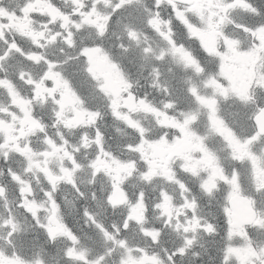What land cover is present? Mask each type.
<instances>
[{
    "label": "snow or ice",
    "instance_id": "1",
    "mask_svg": "<svg viewBox=\"0 0 264 264\" xmlns=\"http://www.w3.org/2000/svg\"><path fill=\"white\" fill-rule=\"evenodd\" d=\"M225 3L230 6L231 0H225ZM139 5L140 0H103L102 3L88 0L77 14L70 13L73 21H79L76 28L80 31L73 30L72 40L69 42L71 44L69 55L61 64L52 68V72L63 78L66 85L82 102L84 109L97 114L93 135L102 137V141H97L101 146L99 148L93 147L90 159L81 160L79 152L69 156L73 165L71 172L67 168L62 169V171L68 177L69 186L72 187L76 198L83 200L85 193L81 192L80 185L75 183V173L79 169L86 168L90 185L99 184L101 196L107 201L110 199L112 188L120 185L119 181L115 185L112 183L107 172L98 166L100 164H103L104 168L109 171L112 165L116 169H128L132 168L134 164L132 176L140 182L147 181L150 183L152 168L143 151V145H168L170 148H175L179 145L189 144L190 151L199 150L205 153L204 160H207L211 154L215 157L218 167L213 168L211 173L206 176L197 174L186 164L176 163L174 167L177 179L186 189L185 195L191 201L186 205L188 209L198 210L200 208V202L193 196V193H200L202 196L208 197L210 207L214 201L216 210L208 213L211 217L209 224L213 229L209 235L212 237L216 252L219 253V264H235L232 257L226 255V253L235 251L233 245L237 242V237L232 232L230 216L235 186L239 185L240 192L247 197L246 203L253 207L254 200L252 197L264 196V185L257 186L254 179V167L258 161L260 167L264 168V154L256 152L257 145L264 144V75L257 74L242 87L225 71L224 62L229 57L228 53L223 50V45H221V51L210 52L200 40L190 34L189 27H186L176 18L170 6L168 7V14L171 21V32L170 35L166 36L158 26H155L152 15V8L160 6L159 0H150L149 5L143 9ZM249 6L253 8L255 15L260 14V10L256 9L254 5L249 4ZM92 16H96L98 20L103 22L89 21V17ZM81 17H83L82 20ZM188 24L189 26H199L200 22L194 15L189 14ZM89 25L93 26L89 27ZM114 27H119L121 30V36L118 37L121 42L116 45L121 53L119 58L113 53V46L109 43L111 36L116 35L113 30ZM243 27L248 31L233 29V32H238L242 36L240 46L243 51L240 55L256 56L259 53V62L264 64V38L258 40L255 36L257 31H264V22H257L253 19L245 22ZM145 30L160 35L167 48L166 52L162 51L159 55H155L150 46L141 47L142 57L153 56L156 60H162L166 54L170 55L184 72L192 74L178 82L180 87L174 86L171 82H166L165 86L161 88L163 99L159 103H153L149 100L147 93H139L124 71L123 60L126 58L130 46L135 43L136 47H140L138 37ZM177 33L180 37L179 41L177 40ZM225 35L227 36L229 33L226 32ZM123 39H127V46L122 42ZM235 39L236 37H233V41ZM14 47L15 42L8 45L5 51L11 52ZM64 47L68 48L69 44H64ZM93 54L102 56L109 67L115 71L123 86L121 90L110 95L111 90L107 83L93 74L91 67ZM186 56H190L191 60L186 61ZM152 72H156V69L153 68ZM193 77L198 83H193ZM0 82H3L2 79ZM201 89L206 91L202 92ZM3 91L0 89V92ZM120 91L126 93V97H121ZM121 99H123L124 105L129 106L130 112H134L137 106L149 109L148 114L152 118V129L145 131L141 124L133 123L127 115L121 116V113L116 111ZM201 115L205 118V127L213 135H216V132L209 127V121L213 124L220 121L229 130L230 138L218 136V139L228 150V159L231 161L230 167L224 166L215 149L211 148L198 133L196 125L199 123ZM159 116L171 120L174 126H162V122L157 119ZM109 117L118 124H123L125 128H128L129 124L133 125L130 129L131 139L124 144L115 142V150L113 145L108 143L104 130L100 127L101 121H106V118ZM233 144L242 153L248 154L250 159H242L240 156L234 155L231 147ZM117 151L121 154L128 153L127 159L122 160L121 155H117ZM176 154L183 161L191 158L183 153ZM220 169H223V175L219 176L214 188L209 191L208 184ZM181 176L195 177V182L187 183L180 179ZM55 179L57 178L53 177L51 182H45L39 199L33 196L32 208L36 210L25 209L24 217L30 222L29 227L42 233L48 241H52L55 235L50 227L52 223L62 227L71 241H77L78 237L56 197ZM245 180L250 185V192L245 191ZM125 190H127L126 183ZM20 191L23 192L24 189H20ZM90 195L95 199V190H92ZM134 195L139 196L140 194ZM145 203H147V199H145ZM179 203L184 204L185 202L179 201ZM153 204L156 208H165L166 210V205L160 203L159 194L154 198ZM129 207L134 214L141 205L133 202ZM83 214L87 219L88 212L86 209ZM261 219L264 220V217ZM125 221H127L126 226L122 221L121 227L117 232L108 236V239L111 240L115 236L116 242L124 247L126 252H132L138 257L137 260H133L131 255L121 253L120 264H144L146 257L140 255L143 249L133 250L124 239L128 229L134 226V221L128 219L127 214H125ZM9 223L11 221H6V224ZM13 227H16V231L12 233L9 229L11 233L9 243L15 248L16 240L19 238L20 246L23 247L28 241L25 237L20 236L19 227L15 225ZM249 227L257 226L250 225ZM257 230L264 231V226L258 227ZM24 231L27 232V229ZM251 235L249 232V239L240 241L241 246L245 247L255 257V262H250V264H264V247L255 245ZM217 237L219 239H216ZM65 255L69 259L75 257L82 260L84 252H76L70 246L65 249ZM175 257L176 252H173L163 264H175ZM0 264H22V261L19 259L0 260ZM35 264H43V261L38 259ZM91 264H102V258L92 261ZM153 264H161V262L153 259Z\"/></svg>",
    "mask_w": 264,
    "mask_h": 264
},
{
    "label": "rangeland",
    "instance_id": "2",
    "mask_svg": "<svg viewBox=\"0 0 264 264\" xmlns=\"http://www.w3.org/2000/svg\"><path fill=\"white\" fill-rule=\"evenodd\" d=\"M71 1H73V0H71ZM223 1L224 0H214L215 3H222ZM232 1H233V3H236V4L238 3L237 2L238 0H232ZM208 3H209V0H206V2L204 0H197V1H195L193 7H188V8L186 7V8H182V9H180V7H179V8L174 9L173 13H175L176 18L179 19L182 23H184L186 27H189L190 34L195 36V38H197L198 40H200L202 45H204L210 52L214 53L216 51H221V46L218 45L217 41H219L220 38H222L223 50L228 53V57H229L224 62L225 63V71L232 77V79L237 84H239L243 87L244 83L246 82L245 80L247 79V75H246V74H248L247 70L251 69V63L253 61V56L240 55V53L243 51V49L240 46L241 41H233V40H229V39H226L225 37L221 36V33L223 32L222 28L224 27L225 23H224L222 17L219 15V13L216 10H213L211 8L212 6L210 7V5H208ZM226 6H228V5H226ZM71 11L74 12L75 9L72 8ZM189 14H192L196 17V19L200 22L199 26H197V25L189 26V24H188V15ZM182 16H184L186 18V20H185L186 22L183 20ZM166 19H168V18H166ZM162 20H165V19H162ZM154 21H155V26H158L161 32H163L166 36L170 34L171 30H170V24L168 23V21H166V22L161 21V20H158V18H154ZM14 22L17 25H15ZM7 24H14L16 27H22V28L25 27V23L21 24L20 20L12 21L11 19H9V20H7ZM42 27H44L42 20L37 19L34 21V27L30 28V30L42 28ZM18 36H19V34L16 33V38H18ZM120 36H118V37H120ZM151 36L152 35L151 34L149 35V33H146L145 35H143V33H142L139 35L138 40H139L140 47H136L135 43L132 46H130V49H132V52L129 53V51H128V53L126 54V58L123 60V65H124V71L128 74V76L131 79L133 86L136 88V90L141 94L147 93L149 100H151L152 102L157 100V103H159L163 99V95L161 93V88H163L165 86L166 82H171L172 84H173V82L168 78L160 76L159 70H158V73L151 72L150 74L146 73V75H142L143 67H146L149 65L146 64V62L144 60H142L140 48L150 46L152 51H154V50L156 52L158 51L157 55H159L160 52L166 50V49H163V47L166 48V46H165L166 44L160 35L156 34L157 37L159 36L162 39V40L160 38L155 39L157 41L151 40ZM229 36L230 35H227V37H229ZM118 37L114 40V46L118 45L121 42V40H119ZM257 38L259 39V37H257ZM261 38H264V32H263V35L260 36V39ZM122 42L126 46L128 45L127 39H123ZM64 44H69L68 39H66L64 41ZM114 54L117 55V57L119 58L121 56L120 49L118 48L117 53H114ZM15 57H17V54L15 55ZM31 58H32V56H31ZM34 60L37 61L38 59L34 58ZM99 60H102L105 63L103 71H94V66L99 62ZM185 60L190 61L191 57L186 56ZM15 61H17V59ZM140 63H142L143 66L140 65ZM174 63L176 65H178L176 62H174ZM91 67H92V72L95 76L100 77L101 72L108 71L112 74V76L117 81H120V79L117 77L115 71L109 67V65L105 62L104 58L100 55L93 54L92 60H91ZM140 67H142L141 71H138V69ZM149 69L152 70L153 67L150 66ZM254 71L256 72V74L264 75V64H262V63H260V65L258 64L254 68L253 74H254ZM1 73L2 72H0V75H1ZM51 78H52L51 82L53 84L54 89H57V91L59 93H62V95H64V96H67V95H69L70 97L73 96L70 93L71 91L68 89L66 83L64 82L63 79L60 78L59 75L52 73ZM150 80H151V83L149 82ZM2 81L3 82H0V85H2V84L5 85L4 82L6 81V79L3 78ZM120 83H121V81H120ZM4 85H2V86H4ZM5 86H6V89L0 87V89L4 90V92L2 94L6 93V92L10 93V90H9V88H11L10 85L6 82ZM148 87L149 88L154 87V90L152 91L151 94H149V90L147 89ZM19 88H20V90L16 91V92H18V94H15V98L17 99V101L21 100L18 98L20 96V93H26V91H25L26 86L25 85L21 84V86ZM156 90H158V96L157 97H155V95L153 94V92ZM201 91L204 92L206 90L201 89ZM0 96H1V94H0ZM3 96L4 95H2L0 97V101H1ZM31 96L34 99H38V96L36 94L34 96L33 95H31ZM12 102H15V101H12ZM75 102L77 103L78 101L75 100ZM53 105L54 104H51L50 106L53 107ZM80 107L75 105L72 109H75V108L79 109ZM118 107L119 106H117L116 110L118 109V111L121 113V116L127 115L122 109L119 110ZM53 108L56 109L55 112L59 111V107H53ZM17 109H21V105H19L17 107ZM141 112H143V113H141ZM148 113H149V109L137 106V110L134 114H132L130 116V120H132L133 123H139V124L145 123L146 126H143V128L145 131H147L149 129H152V127H153V126H149V125H152V118ZM94 114L95 113H91L88 115L93 116ZM86 115L87 114H85L84 122H86V120H87ZM73 116H74V113L72 112V110L67 111V114L64 117V120H70ZM157 119H159L162 122V126H165V127H173L174 126L173 122L171 120H166L165 117H163V116H159V117H157ZM200 122L205 123V118L203 115L200 116L199 123ZM120 125L121 126L119 128V132H122L123 129L130 131V129L133 126L132 124H129L128 128H125L123 124H120ZM3 126H8V123L3 122ZM64 126H66V127L61 128L60 132H58L54 135L52 134V136L59 138V142L54 146L56 148L55 150L57 151V153L53 152L54 155L50 159H48L46 162L47 167L51 168L53 175L62 178V181L58 185H61V183H64L65 177H67L65 175V172L62 171V169L67 168L68 171L71 172L72 166L70 163L71 161L69 160V156H73L74 153L80 152L81 148H82L83 150H88V154L85 155V158H87L90 155V151H93L94 146L96 148H99V145L97 143L96 138H93L92 141L90 142V138L87 135L86 139L83 140V137H81L82 138V140H81L77 134L78 133L77 128L69 126V123L64 124ZM209 127L212 128L216 132V135H214V136H216V137L224 136L226 139L230 138L229 133H228V129H226L224 127L222 122L220 123V122L216 121L213 124L211 121H209ZM9 128H10V125H9ZM10 132H12V131H10ZM13 132H15V131H13ZM200 132L202 134H206V135L212 133L206 127H204V129H202V131H200ZM200 132H198V133L201 135ZM128 136L131 138L130 132L128 133ZM201 136L203 137V135H201ZM50 139L52 141L54 140V139H52V137H50ZM31 140H29V141H31ZM51 140L48 141L47 144L51 143ZM77 140H79V142H76ZM28 144H29V142H28ZM40 146H42V145H40ZM1 148H6V147L3 144H1ZM142 148H143V151H144L145 155L147 156V160H148V162L152 168L151 181L156 180L159 177L169 187L171 185H175L177 188H180V182L176 181L175 179H172V177L168 174V172L170 171L169 167H171L172 164H176V163L186 164L188 166V168H190V169H195L196 164H197V163H195V160H193V158H190L186 161H183L180 159V156L177 157L176 160L172 161V159L169 156L170 147L168 145H156V146L147 145L145 147L142 146ZM52 149L53 148H51V150ZM36 150H38V148H36ZM190 152L191 151L189 150L187 153L189 154ZM66 153H67V155H66ZM233 153H235L237 156H240L241 158L246 157V159H250V156L248 154L242 153L241 150L236 145H235V148L233 149ZM260 154H264V144H262V148L260 149ZM127 156H128V153H127ZM73 158L75 159V157H73ZM15 160H16V162L14 161V162L8 164V166H7L8 174H3L4 177L7 178V181L8 180L10 181V182H8V184L13 189H16L18 187V191L20 192V189L22 187L24 190H27L31 186L35 185V186H37L38 189L42 190V189H44L45 182H50L49 180H47L43 176L44 175V173H43V168H44L43 160H40L37 164H35L33 162L32 156L22 157V159L18 157ZM208 160H209V158L206 161H208ZM9 161L10 160H6L5 162H9ZM257 166H260L259 161L257 162L256 166L254 167V177L260 175V170L257 168ZM100 167L102 170L107 172L109 178L112 179V183L114 185L117 183V181H119V185H120L119 187L125 190V183H126L127 190H125V191L128 193L130 199L128 200V207L127 208H123L122 210L119 209V210H117V212L113 211L109 215L103 214L104 213L103 209L106 210V205L103 206L104 197L101 196V193L99 190V187H100L99 184L94 185V186L90 185L89 179H88L89 178L88 171H85L84 168L79 169L80 173L78 176L82 177V179L83 178L88 179V183L83 184V187L86 188V190H84L85 198L83 200L77 201V203L74 204L73 202H75L74 200H75L76 194L73 192V190H69L68 195L70 197V200H68V204H66L64 202V204L61 205L64 212H65L67 219L69 220V219L74 218L76 220H80L83 224V227L86 230V232H84L82 234V237H81V241H82L81 249L82 250L85 249L86 252L84 254L83 259L78 264H91V262L93 261V259L91 257V253L97 252L99 249H100V253L98 254V256L95 260L102 258V255H101L102 254V246H101V244H99L101 241H99L97 239V235L98 234L103 235V230H106L107 226L112 227V224L115 223V224H117L118 229H119L120 225L122 224V221H124V225L126 226L127 221H125V214H127L128 219L134 221V223H135L136 219L140 220L139 217L141 216V210L139 208L133 214L131 207H129V205H131L133 202L137 203V199H136L137 196L134 195V194H137V192H136L137 188H136L135 183L132 181V177H131L132 172L134 171L135 167L128 168V169H116L115 166L112 165L110 171L108 169L104 168L103 164H101ZM20 174L23 176V180L19 181L20 186H18V185H15V179L14 178H15V176H18ZM145 182H147V181H145ZM55 184H56V182H55ZM64 184L68 185V183H64ZM257 186H259V185L257 184ZM68 187L70 189H72V187H70L69 185H68ZM92 190H95V192H96V198L95 199H93L92 196L90 195V192ZM247 191H249V190H247ZM63 192H64L63 190L58 191V189H56V196L59 198L60 194ZM158 192L160 195V203L162 205H166V210H165V208H156V207L155 208L159 211L161 216H166L167 212H169V210H172L173 207L170 206L169 203L168 204L165 203L166 199H165L163 192L159 191V185H158V191L155 189L148 191V193H152L154 196H156L158 194ZM160 192H161V194H160ZM175 195L178 198L177 205L179 204V201H182V200L185 202L184 205H187V203H190V201L187 199L185 193H181V191H178ZM66 199H68V198L66 197ZM69 204L72 206V209L74 212H72L71 210H69L67 208L69 206ZM82 205H83V207H85V209L87 211L89 210L87 219L85 218L83 212L82 211L80 212ZM263 215H264V212H263ZM263 215H262V217H264ZM10 216L12 218H25L24 216L21 215V212L19 213V215L14 214L13 212H10ZM152 218H156V223H158V221L163 222L165 220V218H161V219L158 218V214H150L148 216V222H150V220ZM107 219H109V221ZM101 221L106 222L108 225L104 223L103 226L101 227ZM146 226L139 227L136 224L132 228H130V230L136 231V234H138V235L140 234V235L145 236L146 232L144 231V228ZM156 226H158V224H156ZM256 226L260 227L261 226L260 222H257ZM147 230L151 232L150 229H147ZM236 235L241 236L240 232L236 233ZM104 238H105V236H104ZM138 239H141V238L138 237ZM246 251H248V250H245L244 247L240 246V247H236L235 251H233L232 253H228V254L230 256H233V253L235 254V252H236V254H237L236 259H239V256H240L241 262L239 264H246L248 262L247 258L242 257V255L240 254V253H245ZM249 253L250 252L248 251V254ZM129 254H130V252L126 253V255H129ZM243 255L247 256V254H243ZM10 259H16V258H11V256L7 255L6 253L2 254L1 250H0V260H10ZM137 259L138 258H136V260ZM152 261H153V259H149V260H146L145 262L147 264H149ZM25 262H27V264H30V261H25ZM34 264H35V261H34ZM102 264H104L103 259H102Z\"/></svg>",
    "mask_w": 264,
    "mask_h": 264
},
{
    "label": "flooded vegetation",
    "instance_id": "3",
    "mask_svg": "<svg viewBox=\"0 0 264 264\" xmlns=\"http://www.w3.org/2000/svg\"><path fill=\"white\" fill-rule=\"evenodd\" d=\"M43 103H45V102L43 101ZM13 105H14V103H13ZM27 106H29L32 115H34V117H36L37 119L40 120V117L37 115V109L35 108V105L32 103V101L29 102ZM16 108H17V104H16ZM16 112L19 113V111H16ZM26 112L27 111H24V113L20 112V114L22 115V114H25ZM15 118L17 120V117L16 116H15ZM21 124H22V122H21ZM49 126H51L49 123H45L44 126H42V130H38L37 132L34 129H30V130H28L29 131V135L30 136H33V134H34L35 141L37 143H43L44 144V142H46V144H47V142L49 141V135L50 134H47L45 132V129L47 127H49ZM0 127H2V126H0ZM15 127L17 129V126H15ZM76 127H78V126H76ZM5 129L7 130V126H5ZM26 134H28V133H26ZM11 141L12 142H9V143H13L14 149L16 150L18 148L17 138L15 140H11ZM32 148L34 149V145L32 146ZM38 155H39V153H37L36 150L31 151V156H35L36 157ZM192 170H194L197 174L201 175V172L196 171V169H192ZM202 175H205L206 176V173L204 172ZM191 179H192V183L195 182V177H192L191 176ZM0 182H1V180H0ZM209 185H213L214 186V182L210 181ZM244 187L245 188L247 187L246 180H245ZM235 188H236V186H235ZM181 190L184 193L186 192V189L184 188L183 185L181 186ZM234 192H236V191L234 190ZM8 198L11 199L12 204L17 205L18 204V201L20 200V192L17 189H13V188L9 189V187H8ZM204 206H205V209L208 211V213L209 212H215V210H216L214 207H212V206L210 207L207 202L204 203ZM255 207L256 208H254V209L258 212V214L259 215H263L264 201H263V203L256 204ZM18 210H22V208H15V209H13L14 213L17 214V215H19V211ZM189 212L191 214H193L194 209H190ZM185 215H187L186 208L184 206H180V209L175 214V220L178 221L181 217H183ZM22 216H24V215H22ZM206 219H209L210 220L211 217L210 216L203 217V220H206ZM193 220H196V219L193 218ZM203 220L199 218V221H203ZM11 223H12L11 225H12V228H13L12 229V233H14L16 231V227H13V225H15L17 227L21 226L20 236H27V239L28 240L29 239L31 240V239L34 238V231H33L32 228L29 227V223L30 222L27 221L25 218H13L12 221H11ZM25 229H27V232L24 231ZM58 232H61V230L60 229H56V230L53 231V233H58ZM193 238H195V237H193ZM206 238H208V236L207 237H204L202 240L205 242ZM18 239L19 238H17L16 241H18ZM204 247H206V250H204L203 252H201V257H200V260H198V262H201L202 261L203 263H213L214 261L212 260V254H216V253L213 250H211L209 242H208V244L205 243L204 244ZM26 248L29 249V247H26ZM217 256H219V255H217ZM192 262L193 261H188L189 264H192ZM196 262H197V260H196ZM240 262H241V260H240V257H239V259H237L235 261V263L236 264H239Z\"/></svg>",
    "mask_w": 264,
    "mask_h": 264
},
{
    "label": "trees",
    "instance_id": "4",
    "mask_svg": "<svg viewBox=\"0 0 264 264\" xmlns=\"http://www.w3.org/2000/svg\"><path fill=\"white\" fill-rule=\"evenodd\" d=\"M259 2H260V0H259ZM259 10H260V16L258 18L264 19V0L260 2ZM116 30H117L118 33H121V30H120L119 27H116ZM113 37H115V35H112V38ZM177 37H178V41H179L180 37H179L178 33H177ZM109 41H111V39ZM110 45L113 46V41H111ZM112 51H113V49H112ZM164 51L166 52V50H164ZM153 53L155 55H157V52L155 50H154ZM141 58H142V60H144L146 62V64L149 65V66L143 67L142 75H146V73L150 74L152 72V70L149 69V68H150V66H152L153 68L156 69V73H158V70H159V73L164 75L163 77L168 78L172 82H174V86H177V87L181 86L178 82L181 81L182 78L179 76V74H176V71H175L176 67H173V68L170 67L175 62V60L172 59L170 55L166 54L162 60H156L155 58H153V56H149L147 58H144V57L141 56ZM140 65L143 66L142 63H140ZM141 68L142 67H140L138 69V71H141ZM184 74L186 76L185 78L191 76L190 72H188V73L185 72ZM149 82L151 83V80ZM147 89L149 90V94H151L152 91L154 90V87L153 88H149L148 87ZM153 94L155 95V97H157L158 96V90L154 91ZM153 103H157V100L153 101ZM57 259L58 258L56 256H53V257H51L50 262L53 263Z\"/></svg>",
    "mask_w": 264,
    "mask_h": 264
},
{
    "label": "water",
    "instance_id": "5",
    "mask_svg": "<svg viewBox=\"0 0 264 264\" xmlns=\"http://www.w3.org/2000/svg\"><path fill=\"white\" fill-rule=\"evenodd\" d=\"M102 79L107 83V85L109 86V89L111 90L110 93H114L115 91H118L120 90L117 86V84L112 80V78L107 75V74H104L102 75ZM125 108H127L129 110V106H126L124 105ZM182 149V148H181ZM109 202L112 204V205H115V204H122L123 203V198H122V195H121V191H115L113 193V198L111 200H109ZM233 219H236V216L233 214ZM237 222H239L237 220Z\"/></svg>",
    "mask_w": 264,
    "mask_h": 264
},
{
    "label": "bare ground",
    "instance_id": "6",
    "mask_svg": "<svg viewBox=\"0 0 264 264\" xmlns=\"http://www.w3.org/2000/svg\"><path fill=\"white\" fill-rule=\"evenodd\" d=\"M97 239L99 241H102L104 239V236L102 234H98L97 235ZM219 256H217L216 254H212V260L214 261L215 264H219Z\"/></svg>",
    "mask_w": 264,
    "mask_h": 264
}]
</instances>
